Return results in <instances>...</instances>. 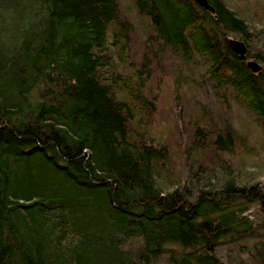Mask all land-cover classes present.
<instances>
[{
	"label": "trees",
	"instance_id": "16d2710c",
	"mask_svg": "<svg viewBox=\"0 0 264 264\" xmlns=\"http://www.w3.org/2000/svg\"><path fill=\"white\" fill-rule=\"evenodd\" d=\"M239 1L132 0L150 28L134 48L122 0H0V264H228L224 239L257 238L264 0ZM196 60L254 129L199 97ZM249 254L264 264V241Z\"/></svg>",
	"mask_w": 264,
	"mask_h": 264
},
{
	"label": "rangeland",
	"instance_id": "374dc122",
	"mask_svg": "<svg viewBox=\"0 0 264 264\" xmlns=\"http://www.w3.org/2000/svg\"><path fill=\"white\" fill-rule=\"evenodd\" d=\"M228 4L231 7L237 9H244L245 12L249 11L248 2H240L239 0H227ZM123 5L125 6L128 16L130 19L134 21L135 24V32L133 33V47L137 48L139 46V41L144 39L146 36V32L150 30L148 25V20L144 16H141L136 10L134 3L132 0H122ZM231 38L241 39L238 35H231ZM244 41V40H243ZM245 42V41H244ZM246 43V42H245ZM264 47V40L260 42H252L251 51H255L258 47ZM248 47V46H247ZM248 49V48H247ZM248 52V51H247ZM247 60H255L257 61L262 68V63L258 61L254 56H249ZM184 71L187 73L191 85L197 90L199 97L211 108H215L224 113L225 116L234 120L237 126H240L244 129L247 128H255L256 121L254 116L247 110L241 100L236 96L235 90L230 87H224V91L226 92V100L221 102L218 99L214 91V79L206 70L204 62L201 60H196L192 63L191 66H183ZM249 171L247 172L246 179L248 182L252 183L257 180L264 181V164L260 166H250L247 168ZM242 204V203H241ZM256 204H253L251 208L245 211V214L249 213L250 219L257 223L256 232L259 234L257 238L249 237L245 238L242 241L233 242L228 239H224V241L219 246V253L224 260L228 264H256L253 259H251V255L249 254L250 248L253 247V242L256 240L264 241V217L257 216L256 214H250L251 211L256 208ZM140 238L134 237L131 240V244L133 246H137L140 244ZM169 254L166 253L162 256L160 260V264H169L168 263Z\"/></svg>",
	"mask_w": 264,
	"mask_h": 264
},
{
	"label": "water",
	"instance_id": "95a60500",
	"mask_svg": "<svg viewBox=\"0 0 264 264\" xmlns=\"http://www.w3.org/2000/svg\"><path fill=\"white\" fill-rule=\"evenodd\" d=\"M197 2L207 9H210V10L214 9V6L209 2V0H197ZM230 41H231V44H232L234 50L239 55L246 56L247 51H248V49H247L248 47H247V44L243 40L237 39V38H231ZM247 63L252 68V70L255 72H257L261 69V65L255 60H248Z\"/></svg>",
	"mask_w": 264,
	"mask_h": 264
}]
</instances>
